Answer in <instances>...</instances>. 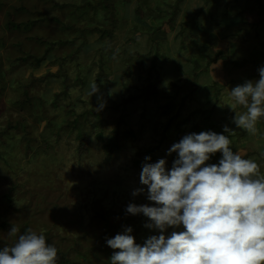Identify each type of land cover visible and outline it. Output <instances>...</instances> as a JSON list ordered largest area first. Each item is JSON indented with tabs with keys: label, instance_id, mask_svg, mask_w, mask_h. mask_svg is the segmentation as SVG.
<instances>
[{
	"label": "rangeland",
	"instance_id": "1",
	"mask_svg": "<svg viewBox=\"0 0 264 264\" xmlns=\"http://www.w3.org/2000/svg\"><path fill=\"white\" fill-rule=\"evenodd\" d=\"M0 1L5 2L0 5V223L4 222L0 247L15 240L9 235L12 226L20 232L31 227L43 231L47 242L73 264H110L106 250H113L106 245L107 238L127 226L137 243L158 234L144 227L147 217L125 212L129 202L152 203L146 198V186L139 182L141 167L134 160L157 145L151 162L166 158L170 168L176 153L166 155V150L193 131L222 133L227 125L234 130L224 133L233 151L255 159L264 173L260 155L264 118L256 125V135H250L232 122L235 112L246 109L237 106L234 112L226 105L233 103L229 96L236 86L233 80L251 75L247 79L255 81L258 67L264 65V0L259 4L256 0H182L171 20L170 5L175 0H108L114 4L118 25L110 39L93 30L110 28L107 10L82 5L86 0ZM138 4L162 10L156 9L159 13L153 18L145 17L147 26L137 19ZM225 8L229 14L221 15ZM238 11L240 21L233 17ZM226 16L234 20L219 26ZM24 21L30 22L18 27ZM182 21L187 25L179 36ZM156 49L171 56L165 61L162 53L156 60L162 68L156 66L155 71L163 80L158 91L167 93L168 82H177L178 96L174 105L172 100L167 102L173 106L169 112L164 111L169 98L158 92L149 95L153 85L136 95L139 87L147 85L151 74L147 68ZM29 52L46 58L39 67L31 66L33 58L26 62L21 58ZM209 56L218 57L211 62ZM245 58L243 67L231 63ZM100 66L103 76H98ZM75 78L85 85L74 84ZM94 82L99 91L90 96ZM129 94L135 97L124 102ZM101 102L105 107L97 113ZM175 111L179 115L168 120ZM69 120L90 135L87 152L79 153L78 129L65 125ZM9 122L8 132H2ZM117 123L120 132L131 133L106 160L102 145ZM43 142L49 147L42 149ZM220 155L217 152L209 162H218ZM139 187L145 192L133 197L132 190ZM99 210L112 222L107 226L110 234L104 233Z\"/></svg>",
	"mask_w": 264,
	"mask_h": 264
},
{
	"label": "clouds",
	"instance_id": "2",
	"mask_svg": "<svg viewBox=\"0 0 264 264\" xmlns=\"http://www.w3.org/2000/svg\"><path fill=\"white\" fill-rule=\"evenodd\" d=\"M257 71L258 79L230 89L233 103L226 104L234 112L237 106L246 109L235 112L232 122L250 135L264 118V65ZM98 91L94 83L90 96ZM104 107V102L97 105L98 111ZM232 132L225 125L222 133L184 134L166 150V155L176 153L170 168L166 158L144 157L139 182L152 203L129 202L125 212L147 217L144 227L158 234L137 243L127 226L107 238L110 264H264V173L255 159L233 151L224 134ZM217 152L218 162L210 163ZM144 192L139 187L131 195ZM9 235L16 238L0 247V264H56L58 249L43 231L12 226Z\"/></svg>",
	"mask_w": 264,
	"mask_h": 264
},
{
	"label": "trees",
	"instance_id": "3",
	"mask_svg": "<svg viewBox=\"0 0 264 264\" xmlns=\"http://www.w3.org/2000/svg\"><path fill=\"white\" fill-rule=\"evenodd\" d=\"M123 1H125V0H123ZM210 1H212V0H204V3H206V2H210ZM182 2V0H175L174 2H173V4L171 3V5H170V7H171V12H170V17H169V19L171 20V19H173V17L176 15V13H177V10H178V8H179V5H180V3ZM256 2L259 4L260 3V0H256ZM2 3H5L4 1H0V5L2 4ZM207 3V4H208ZM85 4H87L89 7H92V8H96L97 6H100L101 8H105L106 10H107V12H108V18L111 20V26H110V28H108V29H101V28H94L93 30L94 31H99V33H100V37L102 38L104 35H106L107 34V36H108V39H110L112 36H113V30L116 28V27H118V25H117V18L115 17V14L113 13V9H114V4H113V2H111V1H108V0H93V1H90V0H86L85 1V3H82V5H85ZM153 9H154V11L156 12V13H153L152 11H153ZM153 9H152V7L150 8V7H143L141 4H138L136 7H135V14H136V16H137V19L138 20H143L144 21V23H145V17L146 16H148L149 15V18H153V17H155L156 15H158V11L157 10H162V9H159L158 8V6L157 7H153ZM157 9V10H156ZM227 8H225L224 10H222L223 12L221 13V15H227V14H229V12H228V10H226ZM164 11V10H163ZM209 14L211 15V12H209ZM241 11H238L233 17H239V20L238 21H240L241 20ZM212 16V15H211ZM229 16V15H228ZM228 16H226L223 20L220 18V21H219V23H218V25L220 26L221 24H225L227 21H229L230 19H233V17H228ZM213 17V16H212ZM222 20V21H221ZM234 20V19H233ZM9 22V21H8ZM7 22V27H10L11 26V24H10V22L8 23ZM28 22H30V21H24V22H20V23H18V27L20 26V25H26ZM11 23H14V19H13V21L11 22ZM161 24V23H160ZM159 24V25H160ZM14 25V24H13ZM145 25H147L148 26V24L147 23H145ZM155 26L156 27V29L159 31L160 30V26ZM186 25H187V21H182L181 22V27L179 28V30L177 31V35H182L183 34V32L185 31V27H186ZM202 25V24H201ZM142 27V26H141ZM215 27H216V24H215ZM134 29H136V27L134 26ZM148 29H150V27H148ZM150 30H153L154 31V29H150ZM3 45H4V42L2 43ZM162 53H165L166 55L162 58V60H165V61H169L170 59H171V56L168 54V52L165 50L164 52H163V50L162 51H159L158 49H156L155 50V54H154V58H153V60H151L150 61V65H149V67L147 68L148 69V71L151 73L148 77H147V85L146 84H143L141 87H139L138 89H137V91H138V93L136 94L138 97H140L141 96V93H145V91L143 90V92H142V90H141V88L142 89H149V87L150 86H148V85H153V92H150L149 93V95L151 94V93H155V95L157 94V92L158 93H160L163 97H167V98H169V100H167L166 102H165V107H164V111L165 112H169V111H171V107H173L172 105H174V103H175V96L177 95L178 96V92H177V89L175 88L176 87V84H177V82L176 81H169L168 82V84H167V87H170L171 89H169V92H167V93H164V92H160V91H158V87L159 86H161L162 84H161V82L163 81L162 80V77H160V75H159V72H157V71H155V68H156V66L157 67H161V66H159L158 64L159 63H156V60H157V58H159V56L162 54ZM26 54V53H25ZM24 56V55H23ZM216 57H218V56H215V57H211L210 58V56L207 58V60L210 58V61L211 62H213V61H215L216 60ZM22 58V61H24V62H26L25 60L26 59H28V58H33V60L31 61L32 63H31V66H34V67H39L41 64H42V61L43 60H45V58H46V55L45 54H43V55H40V56H37V55H35V54H31V52H29L24 58L23 57H21ZM231 63L234 65V66H236V67H243V66H245V64H246V58L245 59H241V60H233V61H231ZM175 66H177L179 69H181L182 68V65H178V64H176ZM162 68V67H161ZM160 68V69H161ZM177 68V69H178ZM160 69H159V71H160ZM103 73H104V70H103V68H102V66H100V71H99V73H98V76H100V75H102L103 76ZM50 74V73H49ZM64 75H65V73H64ZM97 76V78H95V80H98V77ZM249 76H251V75H246V76H244V77H240V78H238V79H234L233 81V83L235 84V85H237V84H240V83H243ZM104 78L106 79V76H104ZM77 81V79L75 78L74 79V84H80V83H78V82H76ZM95 83V82H94ZM93 83V84H94ZM64 84H65V90L66 89H68V86H69V83H67L66 81L64 82ZM125 84H127V85H131V83L130 82H126ZM161 84V85H160ZM81 86H84L85 85V83L84 84H80ZM65 90H63L61 93L62 94H64L65 93ZM169 94H174V97L172 96H170ZM58 94H55V96H57ZM148 95V96H149ZM135 97V95H133V94H129L128 95V98L127 99H124V102H126V101H129V100H131L132 98H134ZM146 98H147V96H146ZM171 100L173 101V104L171 105V104H168L167 102L169 101L170 103H172L171 102ZM54 102H56V101H54ZM53 102V103H54ZM168 105V106H167ZM181 107H183V105L181 104ZM91 111H92V109H84L83 110V112H86V113H91ZM95 112H97L98 113V110L97 111H95ZM177 115H179V111H175V112H173V113H171V115H170V117L168 118V120H172L173 118H175ZM206 118H208V117H206ZM169 121H167L166 122V127H167V125H169V123H168ZM68 124H72V126H71V129H78L77 131V138H78V141H79V144H78V151H79V153H84V152H87L88 151V146H89V141H90V135L86 132V131H84L82 128H78L76 125H75V123L73 122V121H71V120H69V122L67 123V124H65V125H68ZM11 127V123L9 122L8 123V125H7V127L6 128H4V130L2 131V132H4V133H6V132H8V128H10ZM119 124L117 123L116 124V126H115V128H114V130H113V132L111 133V135L108 137V139L106 140V142L102 145V149H103V151H104V153H105V159L106 160H108V159H110L111 158V156H112V154L114 153V152H117V151H119L120 150V148H121V146H122V144H123V140L125 139V137H127L128 136V134L129 133H131V131L130 130H128V131H122V132H120L119 131ZM96 137H98V135H96ZM30 143L27 141V147L29 148L30 147ZM45 145L46 146H48L49 147V144L48 143H46V142H43L42 144H40V147H42V149H45ZM158 146L156 145V146H154L153 148H150V149H148V151H147V153L145 154V156L146 155H148V156H150L151 158H152V156H151V152L154 150V149H156ZM0 156H1V151H0ZM144 156V157H145ZM144 157L142 158V159H135L134 160V165L135 166H140L141 167V163H142V161H143V159H144ZM149 162H151V161H149ZM5 202H6V204H7V209H8V207L10 206V198H8V196H7V198L5 199ZM98 218L99 219H101V221L103 222V224H104V226H105V230H104V233H106V234H110V232H109V230H108V228H107V226H109L112 222L106 217V215H105V213H104V211H102V210H99L98 211ZM122 222V221H121ZM123 223V222H122ZM4 225V222H1L0 223V227H2ZM112 252L113 251H107L106 250V253L107 254H109V255H111L112 254ZM56 264H73V262L69 259L68 260V258L62 253V252H58V258H57V262H56Z\"/></svg>",
	"mask_w": 264,
	"mask_h": 264
},
{
	"label": "crops",
	"instance_id": "4",
	"mask_svg": "<svg viewBox=\"0 0 264 264\" xmlns=\"http://www.w3.org/2000/svg\"><path fill=\"white\" fill-rule=\"evenodd\" d=\"M230 21V20H229ZM235 22H238V21H235Z\"/></svg>",
	"mask_w": 264,
	"mask_h": 264
}]
</instances>
